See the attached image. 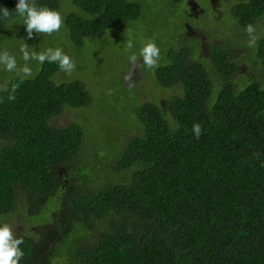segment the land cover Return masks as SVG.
<instances>
[{
    "label": "trees",
    "instance_id": "16d2710c",
    "mask_svg": "<svg viewBox=\"0 0 264 264\" xmlns=\"http://www.w3.org/2000/svg\"><path fill=\"white\" fill-rule=\"evenodd\" d=\"M189 1L30 0L65 8L66 43L50 46L56 33L28 39L18 0H0V52L23 67L22 45L61 48L75 64L67 81L57 63L29 61L27 78L0 65V226L21 208L39 226L16 236L19 264H264V0H229L219 20L207 0L221 42L206 17V38L189 33L202 29ZM148 41L155 69L139 55ZM132 53L144 98L124 80ZM66 111L83 122L58 126Z\"/></svg>",
    "mask_w": 264,
    "mask_h": 264
},
{
    "label": "clouds",
    "instance_id": "9594fccd",
    "mask_svg": "<svg viewBox=\"0 0 264 264\" xmlns=\"http://www.w3.org/2000/svg\"><path fill=\"white\" fill-rule=\"evenodd\" d=\"M0 12H2L4 19L12 18L11 12L6 7H0ZM15 12L24 18L28 39L33 38L34 33L51 35L59 32L63 24V19L59 11L51 10L47 7L38 8L30 0H18ZM245 32L249 35L248 46L253 47L256 44L254 25H246ZM132 48L133 44L131 40H128L126 42V50H131ZM20 53L25 62L23 67H19L15 56L7 51L0 52V65L8 72H16L18 76L22 74L24 78L32 75V69L28 66V62L33 60L40 64H44L46 61L49 63H57L61 71L68 73H71L75 68L72 59L61 48H48L46 51L37 53L29 51L28 44H24L20 47ZM139 55L142 57L143 64L148 69H155L160 59V48L154 41H148L141 48ZM137 59L138 57L135 53L129 56V62L133 65L137 63ZM125 79L131 81V74L126 76ZM132 86L133 84L130 83L129 87ZM17 87L18 85H13V93ZM109 94H111V91H109ZM8 99L14 100L15 96L10 94ZM202 130L201 124L196 123L193 125L192 131L196 139L200 138ZM22 243L23 239L14 236L13 229L9 224L5 223L3 226H0V264H19L24 256L20 248Z\"/></svg>",
    "mask_w": 264,
    "mask_h": 264
},
{
    "label": "rangeland",
    "instance_id": "374dc122",
    "mask_svg": "<svg viewBox=\"0 0 264 264\" xmlns=\"http://www.w3.org/2000/svg\"><path fill=\"white\" fill-rule=\"evenodd\" d=\"M228 1L229 0H213V5L215 6V13L218 14L217 15L218 16V20H219L220 17L223 16V14H225L223 8H225V5L227 3H229ZM200 2L203 3L202 7H205V5L208 6V7L206 8V12L205 13H199L200 20L198 21V23L201 25L202 29L199 30L200 28L198 27V25H196L194 23V26H197L199 29L196 30L195 34H193V35L194 36L198 35V37L206 38V35L204 33V27H205L204 21L205 20H203L206 17V20L208 21V23H207L208 28L210 27V25L213 26L212 27V31H210V32H208L206 34H212V38L215 39L217 42L223 41V39L225 37L224 33L221 31V29H220V27L218 25L220 23L213 20L214 18L217 19V17H214V16L211 15V13L214 12V11H212V8H211V5H210L209 1L200 0ZM187 7L189 8L190 6L188 5ZM178 8H179V10H183L184 6H180ZM64 12H65V8L63 6L60 9V13H61V16H62V19H63V24H62V27H61L60 31L56 32V36L50 39V42H49L50 46H58V45H62V43H66V39L65 38H67V36H66L67 35V28H66V26L64 24V20H65ZM184 20H185V18H184ZM20 32H22V29H20L18 33L20 34ZM145 33H146V30H145ZM142 34H143V31L141 32V35ZM61 35H63V36H61ZM59 36H61V37H59ZM25 40H27V39L24 36L23 37L21 36V39H19V42H23V41L25 42ZM30 43H31V41H30ZM120 44L122 46H124V41H121ZM106 48H107V53H106L107 56H105V54L101 53L104 62H103V64H98V68H99L100 71H106V70L109 69V60L110 61L113 60V58H111V56H112L111 53L116 48V41L112 40V41L108 42V45H107ZM117 48L119 50V45H117ZM97 50L101 51V49L99 47L95 48V51H97ZM207 52L208 51H206L205 49L201 52V54H203L202 56L204 58L206 57V53ZM243 52L245 53L246 51H243ZM237 57H239V55ZM141 61L142 60L139 59V62L137 61V63L135 65L131 64V70H132V72H131V81L126 80L125 78H124V80L128 84H130V83L133 84V86L130 87V88L132 90H134V92L138 91L139 94L142 95V97L144 98L147 95L145 90H147L148 84H147V81L145 80L144 76L140 72L139 64H140ZM87 62H89V61H87ZM110 63H112V62H110ZM90 64H92V62H90ZM84 71L87 72L86 70H84ZM88 71H90V69ZM107 72H109V71H106L104 74H106ZM107 74H108L107 76L109 77L110 74L109 73H107ZM128 75L129 74H127L126 76H128ZM64 77L69 78V73L65 72L64 74H62L60 76V79L64 80ZM65 80L66 81L70 80V78L69 79H65ZM92 87L93 86L91 85V83H89L88 88L92 90ZM102 99L103 100H109V94L105 92L103 94ZM102 105L105 108L108 107V106H106L107 102L102 103ZM82 116H83V114L81 112L66 111L65 113H63V115L59 119H57L56 124L58 126H68V125H70L71 123H74V122H80L81 123V122H83L81 120ZM95 121H96V119H95ZM126 135H127L128 138H130L133 134H132V132H130L128 134L126 133ZM26 209L27 208H21L18 211V213H16V215L14 217L8 218L6 220L1 221L2 224L7 223V224H9L12 227L15 237L17 235H19L20 233L31 232V231L36 230V229L39 228L38 224L33 220L32 217H28V216L25 215L26 214ZM91 236H93V235H91ZM47 238L52 240L51 236L46 234L45 240H44L45 242L47 241ZM55 241L59 242V239H56Z\"/></svg>",
    "mask_w": 264,
    "mask_h": 264
},
{
    "label": "flooded vegetation",
    "instance_id": "af4514ba",
    "mask_svg": "<svg viewBox=\"0 0 264 264\" xmlns=\"http://www.w3.org/2000/svg\"><path fill=\"white\" fill-rule=\"evenodd\" d=\"M188 5L190 6L189 8L191 10L190 17L195 18V20L199 17V13H205L206 12V9H204L203 7L198 5L197 2L194 0H190L188 2ZM188 29L190 31L189 32L190 34H195V31L198 30V28H195V27L193 28V26H189Z\"/></svg>",
    "mask_w": 264,
    "mask_h": 264
}]
</instances>
